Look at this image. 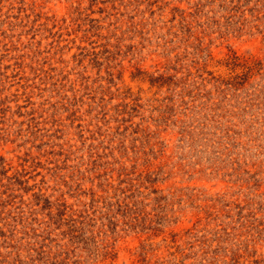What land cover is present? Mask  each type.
I'll list each match as a JSON object with an SVG mask.
<instances>
[{
	"label": "rangeland",
	"instance_id": "1",
	"mask_svg": "<svg viewBox=\"0 0 264 264\" xmlns=\"http://www.w3.org/2000/svg\"><path fill=\"white\" fill-rule=\"evenodd\" d=\"M0 264H264V0H0Z\"/></svg>",
	"mask_w": 264,
	"mask_h": 264
}]
</instances>
